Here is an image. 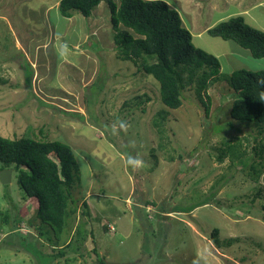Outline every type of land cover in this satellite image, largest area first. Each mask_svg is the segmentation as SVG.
Masks as SVG:
<instances>
[{
    "label": "rangeland",
    "instance_id": "obj_1",
    "mask_svg": "<svg viewBox=\"0 0 264 264\" xmlns=\"http://www.w3.org/2000/svg\"><path fill=\"white\" fill-rule=\"evenodd\" d=\"M164 1L219 63L207 117L192 87L168 108L158 81L118 56L106 0L90 19L63 17L58 0H0V135L59 140L79 167L76 210L59 240L24 197L18 172L0 182V264H264V133L253 140L255 122L230 117L228 85L235 69L264 71V57L207 31L242 10L264 31V0ZM143 94L149 100L138 103ZM129 156L143 167L133 169ZM81 222L82 256L64 247L56 257Z\"/></svg>",
    "mask_w": 264,
    "mask_h": 264
},
{
    "label": "trees",
    "instance_id": "obj_2",
    "mask_svg": "<svg viewBox=\"0 0 264 264\" xmlns=\"http://www.w3.org/2000/svg\"><path fill=\"white\" fill-rule=\"evenodd\" d=\"M101 1L59 0L58 10L67 18L74 11L89 17L92 9ZM106 2L118 56L134 61L140 71L152 75L158 81L160 101L168 108H179L186 88L192 87L207 117L211 103L207 90L219 80V63L213 55L194 45L192 34L183 25L178 10L164 0ZM120 27L131 30L136 36ZM207 31L213 36L234 40L248 49L254 58L264 57V31L246 24L242 16L220 21ZM228 85L235 92L229 108L230 117L237 121L255 122L257 126L253 127L256 135L253 140L261 142L260 135L264 133V100L261 99L264 96V71L235 69L228 76ZM135 99L138 103L142 99L144 102L149 100L145 94L138 95ZM123 104L126 106V103ZM78 116L83 118L81 114ZM153 124L158 126L160 123L154 121ZM257 143L252 150L259 148L260 144ZM227 144L228 148L233 146L231 141ZM223 152L218 154L219 160L223 159ZM4 168H12L18 172L17 180L24 197L35 199L37 218L40 223L49 226L59 240L57 234L64 231L67 217L76 210L77 201L72 196V188L76 185L79 167L72 148L59 140L0 135V170ZM69 203L74 207L68 209ZM82 205L88 208L87 200H83ZM5 217L8 223V216ZM19 223L20 220L16 224ZM84 225L81 222L75 229L76 246H71L74 242H71V238L65 246L57 248L56 257L65 256L64 247L73 249L82 256L80 249L87 234ZM39 232L41 235V231ZM216 234L217 229L214 228L211 235ZM72 259L74 257H67L64 261Z\"/></svg>",
    "mask_w": 264,
    "mask_h": 264
},
{
    "label": "clouds",
    "instance_id": "obj_3",
    "mask_svg": "<svg viewBox=\"0 0 264 264\" xmlns=\"http://www.w3.org/2000/svg\"><path fill=\"white\" fill-rule=\"evenodd\" d=\"M235 16H242V15H235ZM231 17H233V16H231ZM242 17H243V16H242ZM229 18H230V17H229ZM229 18H228V19H229ZM243 19H244V17H243ZM226 20H227V19H226ZM249 26H250V25H249ZM254 28H255V27H254ZM261 99L264 100V96H262ZM119 125H120V129H121V130H124V131L127 130V127H128V126H127V124H126L125 122L120 121V122H119ZM115 127H116V124H113V125H112L113 134H115ZM133 161H134V167H133V169L143 167V161H142L139 157H135V158H133V157L129 156V157H128V163L131 165V164H133Z\"/></svg>",
    "mask_w": 264,
    "mask_h": 264
},
{
    "label": "water",
    "instance_id": "obj_4",
    "mask_svg": "<svg viewBox=\"0 0 264 264\" xmlns=\"http://www.w3.org/2000/svg\"><path fill=\"white\" fill-rule=\"evenodd\" d=\"M12 168H4L0 170V182L2 184H7L11 181Z\"/></svg>",
    "mask_w": 264,
    "mask_h": 264
},
{
    "label": "crops",
    "instance_id": "obj_5",
    "mask_svg": "<svg viewBox=\"0 0 264 264\" xmlns=\"http://www.w3.org/2000/svg\"><path fill=\"white\" fill-rule=\"evenodd\" d=\"M58 1H59V0H58ZM240 1L243 2V0H240ZM251 1H254V0H250L249 2H251ZM256 2H257L256 5H252L251 8H252L253 6H258V4H261V3H262L261 1H256ZM57 6H58V3H57ZM93 9H94V8H93ZM242 12H243V10L240 11V12H236V13H239L238 15H242V16H243L244 14H243ZM226 15H227V14H226ZM226 15H225V16H226ZM235 15H237V14H235ZM235 15L233 14L232 16H235ZM245 15H246V17L248 16L249 18H251V17L253 18V16L249 15L248 13H246ZM230 17H231V16H230ZM87 18H88V17H87ZM88 19H90V18H88ZM227 19H228V18H227ZM209 28H210V27H209ZM240 262H241V261H240ZM263 262H264V261H263Z\"/></svg>",
    "mask_w": 264,
    "mask_h": 264
}]
</instances>
